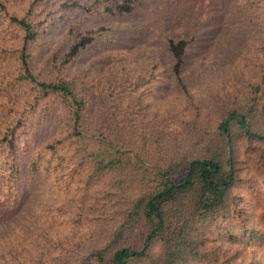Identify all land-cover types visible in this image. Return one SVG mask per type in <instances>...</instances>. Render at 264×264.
<instances>
[{
    "label": "trees",
    "instance_id": "1",
    "mask_svg": "<svg viewBox=\"0 0 264 264\" xmlns=\"http://www.w3.org/2000/svg\"><path fill=\"white\" fill-rule=\"evenodd\" d=\"M19 1L21 8L0 0V264H190L204 257L203 235L228 209L237 181V136L264 142V4L258 9L256 0H214L224 13L207 20L197 0H184L196 11L187 10L188 18L182 14L185 20L162 32L168 58L151 51L126 67L127 73L145 70L135 82L128 74L108 82L93 72L97 64L85 71L75 63L100 42L85 30L82 0ZM107 1L102 13L113 24L133 14L141 0ZM203 19L208 27L202 37L219 35V46L227 49L234 37L242 45L248 40L260 52L249 89L183 137L150 119L156 144L143 121L119 119L117 110L127 102L129 87L142 89L137 98L148 100L134 103L139 112L155 101L145 97L147 84L167 91L169 82L155 78V70L170 72V84L185 95L195 79L187 71L204 80L205 59L192 50ZM119 54H106L102 64L126 58ZM165 135L172 139L163 142ZM81 188V205L102 197L97 207L106 228L90 244L69 245L75 229L54 234L44 222L52 217L79 226L84 212L64 200ZM35 217L46 220L36 223ZM136 230L141 236L133 240ZM252 235L264 238L262 232Z\"/></svg>",
    "mask_w": 264,
    "mask_h": 264
},
{
    "label": "rangeland",
    "instance_id": "2",
    "mask_svg": "<svg viewBox=\"0 0 264 264\" xmlns=\"http://www.w3.org/2000/svg\"><path fill=\"white\" fill-rule=\"evenodd\" d=\"M9 1L12 5L15 4L16 8L24 5L22 1ZM212 1L214 0H197L196 2L197 11L204 10L207 20L216 14L224 13V6L219 3L215 5ZM106 3H108L107 0L81 1L84 12L80 15L87 17L85 30H91L93 34L99 35L100 42L92 45L75 63L85 68V71L93 64H97L100 69L93 72L99 78L103 76L102 80L107 79L108 82H112L113 77L119 82L127 74L132 77L131 82H135L145 70L136 67L127 73L126 67L128 66L129 69V66L137 63V60L149 56L151 51L153 54L168 58V53L162 46V32L173 30L185 20L181 18L182 14L186 13L188 18L190 15L187 10H193V13L196 11L194 8L189 9L193 3H186L184 0H141L133 14L118 18V22L112 24L109 21L110 16L102 13ZM255 4L260 9L264 0H256ZM254 9L256 6L251 7L252 11ZM202 25L201 30L196 31L199 40L192 42V50L195 58L205 59L206 77L200 76L205 77L204 80H198L191 69L187 71V74L195 79L189 85L190 91L185 95L180 90H175L170 84L173 79L170 72L162 74L159 70H155V78L162 77L169 82L165 84L167 91L156 84L154 86L147 84L146 87L151 89L147 90L145 97L147 99L152 96L155 101L146 110L141 109L142 111L139 112L141 106L139 109L135 108L134 103L138 100L142 103L148 100L137 98L139 94H142V89L133 92V88L129 87L127 102L117 110L119 119L124 117L129 122L135 119L138 122L143 121L146 126L145 134L152 141H155L158 135L148 123L150 119L166 122L170 126L169 130L177 129L176 135L179 136L175 137L190 134L199 124L207 120H215L233 101L239 97L243 98L242 94L247 88L249 74L256 69L254 65L258 55L255 53L260 52L251 49L248 40L242 45L241 41H237L234 37L230 39L232 44H229L228 49L222 48L219 46L221 36L202 37V33L208 27L204 19ZM117 37L122 38L124 42L118 44L111 41ZM235 48L238 49L235 50ZM113 52H121L119 56L123 55L126 58L116 61L108 60L107 64H102L103 57ZM223 60L225 64H221ZM218 62L221 63L216 68ZM148 68L153 72L152 65ZM149 75L148 72L147 76ZM131 93H134V96ZM158 96L160 97L157 98ZM171 139L172 136L165 135L163 142ZM234 148L238 174L236 184L230 190L229 207L217 219L210 222L203 235L208 238L203 247L205 256L193 260L190 264H246L253 259H256L257 264H264V238L256 241L252 235L255 231L258 234L260 232L264 234V142L238 135ZM81 192L82 188L75 193L77 195L64 200L67 207L84 212L85 217L79 226L55 223L52 217L47 220L35 217L32 220L36 223H43L46 220L44 224L54 234L70 233V229H75L72 233L75 237L71 235L69 245L85 242L90 244L98 240L106 228L105 221L102 219L103 211L97 207V202H101L102 197L96 199L92 196L86 204L81 205L79 202ZM91 206H94L92 210ZM142 231L144 232V227L141 226V233ZM230 234L236 239L232 240ZM140 236V230H136L132 234V239L138 240Z\"/></svg>",
    "mask_w": 264,
    "mask_h": 264
}]
</instances>
